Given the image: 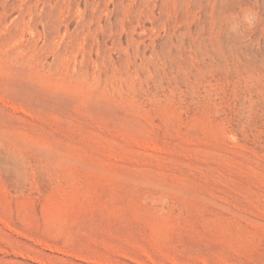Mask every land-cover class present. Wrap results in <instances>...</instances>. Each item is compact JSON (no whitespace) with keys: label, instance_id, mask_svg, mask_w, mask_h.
I'll return each instance as SVG.
<instances>
[{"label":"rangeland","instance_id":"obj_1","mask_svg":"<svg viewBox=\"0 0 264 264\" xmlns=\"http://www.w3.org/2000/svg\"><path fill=\"white\" fill-rule=\"evenodd\" d=\"M0 264H264V0H0Z\"/></svg>","mask_w":264,"mask_h":264}]
</instances>
